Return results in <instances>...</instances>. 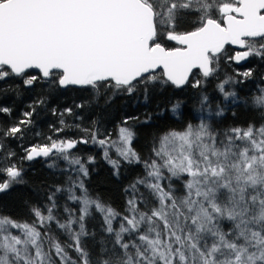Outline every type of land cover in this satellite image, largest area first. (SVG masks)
<instances>
[{"label": "snow or ice", "instance_id": "snow-or-ice-1", "mask_svg": "<svg viewBox=\"0 0 264 264\" xmlns=\"http://www.w3.org/2000/svg\"><path fill=\"white\" fill-rule=\"evenodd\" d=\"M70 91L87 98L33 132ZM156 95L163 107L113 132L66 119ZM153 115L173 123L137 147ZM80 145L102 150L115 197L90 188L97 157ZM38 158L62 179L23 218L0 210V264H264V0H0V194Z\"/></svg>", "mask_w": 264, "mask_h": 264}, {"label": "trees", "instance_id": "trees-1", "mask_svg": "<svg viewBox=\"0 0 264 264\" xmlns=\"http://www.w3.org/2000/svg\"><path fill=\"white\" fill-rule=\"evenodd\" d=\"M247 66V65H246ZM243 70V69H242ZM256 83L248 82L244 85L237 86V90L240 91L241 96L249 94V90H255ZM215 88V82H213L208 87V92L210 95L213 94V90ZM81 98H87V93H79L70 91L66 95L59 97L58 99L53 98L50 101V104L46 107V110H39V114L35 117V122L33 124V132L42 133L43 136L50 135L51 132L49 130V124L57 123L58 118L51 114L52 107H60L61 109L65 106L71 105L73 101L75 103H80ZM187 98V97H185ZM32 96L31 94L24 93L21 96L13 97L15 101V107L17 109V115L21 113L26 106L31 102ZM164 97L156 95L153 96L151 101L145 103L143 99L140 101H136L135 98L128 99L125 97H118L114 100L112 105L106 109L101 110L98 108H88L84 111H80L77 109L78 114L82 117L81 120H73L70 117H66L67 122L69 124L73 123H81L82 127H87L91 125L93 120H99L101 131L104 132H113L116 125L126 116H139L141 120L145 119V114H153L157 111L156 105L159 102L161 107L163 104ZM11 104L12 101L10 100ZM215 103V100H213ZM194 102L189 101L188 107L193 108ZM195 114V113H194ZM241 118H244L242 114ZM231 122V114L229 113L228 119L225 120L224 124L220 126L223 127L227 123ZM167 117L160 118L153 115L152 124L149 126L144 125H135L136 131L138 133V139L136 141V146H143L148 140L150 134L157 129V127H166L172 124ZM33 132L29 133V140L32 143L42 142L39 136H35ZM66 133L71 136H78L80 133L75 128L66 129ZM80 149L83 150V155H96L97 160L95 165L92 166L93 171L91 178L89 180V186L94 191L105 194L109 197H115L117 195L116 192V182L110 176V169L108 164L102 158V150L98 147H94L92 145L84 146L80 145ZM115 155V153H113ZM25 168L27 169L25 174V180L27 181L26 185L17 186L10 192L6 194H0V210H3L9 214L25 217L26 209L23 207V201L25 199H32L35 202V198L37 195V190L41 182L52 183L62 179L59 174L54 173L52 170L48 169L45 166L43 159H37L33 162H26ZM130 175H135L139 172V169H129ZM126 182V181H125Z\"/></svg>", "mask_w": 264, "mask_h": 264}, {"label": "water", "instance_id": "water-1", "mask_svg": "<svg viewBox=\"0 0 264 264\" xmlns=\"http://www.w3.org/2000/svg\"><path fill=\"white\" fill-rule=\"evenodd\" d=\"M38 159H43V158H38Z\"/></svg>", "mask_w": 264, "mask_h": 264}]
</instances>
